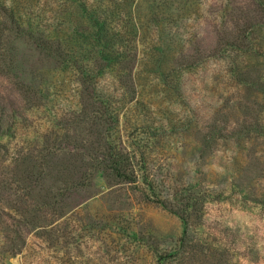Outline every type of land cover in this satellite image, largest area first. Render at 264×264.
Masks as SVG:
<instances>
[{"label":"rangeland","instance_id":"rangeland-1","mask_svg":"<svg viewBox=\"0 0 264 264\" xmlns=\"http://www.w3.org/2000/svg\"><path fill=\"white\" fill-rule=\"evenodd\" d=\"M0 264H264V0H0Z\"/></svg>","mask_w":264,"mask_h":264},{"label":"trees","instance_id":"trees-1","mask_svg":"<svg viewBox=\"0 0 264 264\" xmlns=\"http://www.w3.org/2000/svg\"><path fill=\"white\" fill-rule=\"evenodd\" d=\"M93 20L95 21V23L97 24V25H100L101 27H103V22H101L100 20H98V19H94L93 18ZM44 37V36H43ZM43 41H45L44 39H42ZM43 44H45V45H48V41H45V42H42ZM50 46V45H49Z\"/></svg>","mask_w":264,"mask_h":264}]
</instances>
